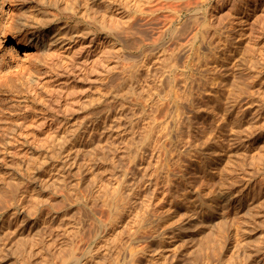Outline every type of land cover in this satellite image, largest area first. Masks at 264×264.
Returning a JSON list of instances; mask_svg holds the SVG:
<instances>
[{
	"label": "rangeland",
	"instance_id": "obj_1",
	"mask_svg": "<svg viewBox=\"0 0 264 264\" xmlns=\"http://www.w3.org/2000/svg\"><path fill=\"white\" fill-rule=\"evenodd\" d=\"M25 1L0 0V264H264V0Z\"/></svg>",
	"mask_w": 264,
	"mask_h": 264
},
{
	"label": "bare ground",
	"instance_id": "obj_2",
	"mask_svg": "<svg viewBox=\"0 0 264 264\" xmlns=\"http://www.w3.org/2000/svg\"><path fill=\"white\" fill-rule=\"evenodd\" d=\"M22 2H23V4H25V0H21ZM57 2H58V0H56V1H48L46 4H47V6H49V7H57L58 6V4H57ZM94 2V0H87V5H89V3H93ZM78 3V2H77ZM36 10H39V8H37ZM43 11H44V13H45V10L43 9ZM44 16H45V18H47V19H52V15H51V13L50 12H46L45 14H44ZM47 23L48 22H45V23H43V25L45 26V25H47ZM29 26H32V28L34 29V28H37V26H33V24L31 23V25L29 24V23H25V21H22V20H17L16 21V24H15V26L14 27H16V29H14L15 31V33H16V31H19V30H22L23 29V27H29ZM13 31V30H12ZM13 32V33H14ZM37 38L38 39H42L41 37H39V36H37ZM40 41V40H39ZM39 41H38V43H39ZM46 41V37H45V39H44V42ZM41 42H43V40L41 41ZM42 46V45H41ZM165 51H167V50H165ZM150 64V63H149ZM172 67V66H171ZM169 70V69H168ZM4 81V80H3ZM3 81H2V83H3ZM169 82V81H168ZM1 83V84H2ZM170 83V82H169ZM173 83V82H172ZM171 84V83H170ZM7 85V81L6 82H4V84L3 85H1L2 87L3 86H6ZM176 92V91H175ZM177 94H178V92H177ZM179 96V95H178ZM130 123H132V122H130ZM134 123V122H133ZM155 124V123H154ZM134 125L136 126V122L133 124V130H135V127H134ZM151 125H152V123H151ZM151 125H150V127H148V129L150 130V128H151ZM131 126H132V124H131ZM139 125H137V127H138ZM154 126V125H153ZM145 128V127H144ZM144 131V130H143ZM151 131V130H150ZM148 131H146V133H147ZM152 132H153V128H152ZM152 132H151V134H152ZM144 135H145V131H144V133H143ZM149 134V133H148ZM148 134H147V136L146 137H148ZM151 136L152 135H150V138H151ZM140 137H142V136H140ZM146 137H142L144 140H148L149 138H146ZM141 139V138H140ZM16 178V177H15ZM14 179V178H13ZM18 183H19V181H17ZM14 184H15V186H17L16 185V183L14 182L13 183V185L12 186H14ZM11 186V187H12ZM116 194H119V193H116ZM115 194V195H116ZM115 195H114V197H115ZM118 196V195H117ZM115 197V199H119V197ZM114 199V198H113ZM117 202H119V201H117ZM121 202V201H120ZM120 204V203H119ZM118 206V205H117ZM120 206V205H119ZM121 207V206H120ZM116 209H118V207L116 208ZM116 209H115V211H116ZM120 209V208H119ZM118 209V210H119ZM114 212V211H113ZM64 264H70V263H67V262H65Z\"/></svg>",
	"mask_w": 264,
	"mask_h": 264
}]
</instances>
